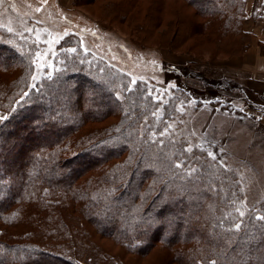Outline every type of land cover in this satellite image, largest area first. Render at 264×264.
I'll use <instances>...</instances> for the list:
<instances>
[{
    "label": "rangeland",
    "instance_id": "374dc122",
    "mask_svg": "<svg viewBox=\"0 0 264 264\" xmlns=\"http://www.w3.org/2000/svg\"><path fill=\"white\" fill-rule=\"evenodd\" d=\"M248 1L244 2L246 15ZM259 2L262 0H254L253 8ZM207 21V16L186 0H0V36H7L31 64L25 74L26 81L11 99L13 102L8 99L5 103L11 90H4L8 93L6 97L2 90L0 117L10 118L16 107L25 103L30 87L63 68L65 54L60 43L72 37L75 45L95 55L106 66L125 72L130 78L129 86L138 81L149 84L151 93L161 102L157 120L163 113V105L174 101L168 120L155 128L156 139L182 145L191 158L198 153L206 161L198 168L209 164L214 173L228 174L221 186L227 185L234 192L228 204L231 205L229 219L236 221L235 225L244 224L253 215L260 217L264 214V95L260 88L253 87V80L248 82L238 76L243 72H238L240 62L235 57L245 54L244 49L235 40L208 36L207 31L200 29ZM245 22L242 17L243 27ZM260 52L264 54L261 48ZM21 73L20 68L13 73L0 72V80L16 86L23 76ZM114 89L120 99L126 96L121 86L115 84ZM76 108L73 104L70 110ZM91 118L61 143L66 144L70 139L72 146L82 149L84 144L104 138L108 128L116 124L113 114L102 119ZM26 121H30V115L20 118L18 127H24ZM14 131L11 129L10 135L7 134L15 136ZM40 146L41 143H34L26 136L16 144L13 154L8 153L10 162L11 156L16 155L13 156L16 166L8 171L16 175L26 165L24 157L30 148ZM124 155L106 163L120 161ZM104 168L92 165L76 182L88 183ZM20 180L14 177L10 182L12 188L2 189L3 193H15ZM76 199L72 194L66 195L55 203L58 210L55 208L53 212L40 210L36 203H25L23 216L0 228L11 243L40 244V248L57 254L60 261L50 260L51 264H66L67 260L73 264H185V260L178 259L177 252L194 246L191 240L176 241L174 233L164 231L162 220L157 219L156 226L145 235L146 242L134 249L136 245L120 241L117 231L110 234L116 227L111 220L105 230L100 229L90 219L91 215L82 212L84 202ZM17 208L19 205L13 209ZM63 223L71 230V240L64 235ZM53 224H59L56 234L44 235L49 233L48 225ZM158 225L162 226L157 231Z\"/></svg>",
    "mask_w": 264,
    "mask_h": 264
},
{
    "label": "trees",
    "instance_id": "16d2710c",
    "mask_svg": "<svg viewBox=\"0 0 264 264\" xmlns=\"http://www.w3.org/2000/svg\"><path fill=\"white\" fill-rule=\"evenodd\" d=\"M186 1L207 16V23L200 25V29L207 31L208 36L235 40L244 49L242 53L248 50L253 34L240 23L242 17L247 18L245 0ZM261 3L253 10L255 18L264 16V0ZM73 42L72 37H66L60 43L65 54L63 68L30 87L25 103L0 123V225H10L23 216L25 203H36L40 210L53 212L58 207L55 203L72 194L84 202L81 208L84 215H91L90 219L103 230L111 220L116 227L110 234L117 231L120 241L136 245L134 249L146 242V233L158 219L162 220L164 231L174 233L176 241L193 242L191 249L177 252L178 259L185 260V264L264 262V220L253 215L237 231L236 221L229 219L228 201L234 192L227 185L221 186L228 174L214 173L209 164L198 168L206 162L198 153L191 158L182 145L156 139L155 128L168 120L174 101L163 105V113L157 120L161 102L151 93L149 84L138 81L129 86L130 78L125 72L106 66ZM260 46L263 50L264 44L260 42ZM71 47L74 49L69 52ZM26 60L25 53L7 36H0V72L13 73L20 68L23 74L16 86L0 80V99L3 93L5 97L8 95L4 90H11L5 103L14 99L15 92L26 81L25 74L31 66ZM114 83L121 86L126 95L123 99L116 94ZM73 104L77 108L71 111ZM110 114L116 117V124L108 128L104 138L84 144L82 149L72 146L70 139L61 143L87 119H102ZM24 115H30V121L18 127L17 122ZM11 129L15 130V136H9ZM26 136L42 146L30 148L24 157L26 165L13 175L8 169L16 166L13 160L16 155L11 156L10 162L8 153L13 154L16 144ZM123 153L120 161L106 163ZM92 165L106 167L96 179L78 184L77 177ZM14 177L21 178L16 182L17 191L3 193L2 189L12 188L10 182ZM16 205L19 208L13 209ZM54 225H48L49 233L44 235L56 234L59 224ZM162 225H158L157 231ZM62 226L66 229L64 235L71 240V230L66 223ZM0 230V264L60 261L57 254L40 248V244L9 242L5 230ZM65 263L73 264L69 260Z\"/></svg>",
    "mask_w": 264,
    "mask_h": 264
},
{
    "label": "crops",
    "instance_id": "0c3cea01",
    "mask_svg": "<svg viewBox=\"0 0 264 264\" xmlns=\"http://www.w3.org/2000/svg\"><path fill=\"white\" fill-rule=\"evenodd\" d=\"M253 3L254 0L248 1V14L244 27L246 30L252 32L253 39L246 53L235 57V60L240 62L238 72H243L238 75L239 78L242 77L248 82L249 79L253 80V87L260 88L262 95H264V54L260 52V42L264 44V16H260L259 18L252 16L254 10Z\"/></svg>",
    "mask_w": 264,
    "mask_h": 264
},
{
    "label": "snow or ice",
    "instance_id": "6c2138e0",
    "mask_svg": "<svg viewBox=\"0 0 264 264\" xmlns=\"http://www.w3.org/2000/svg\"><path fill=\"white\" fill-rule=\"evenodd\" d=\"M9 31H11V30L9 29ZM5 119H7V117H0V120H5ZM209 155H210V156H213V158L215 159V156H214L213 153H209ZM240 215L243 216L244 213L241 212ZM259 219L264 220V216L259 217ZM240 227H241L240 224H236V225H235V230L238 231V230L240 229ZM212 264H217V262H216V261H213Z\"/></svg>",
    "mask_w": 264,
    "mask_h": 264
}]
</instances>
